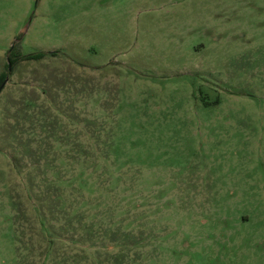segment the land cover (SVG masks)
I'll return each mask as SVG.
<instances>
[{"label": "rangeland", "instance_id": "obj_1", "mask_svg": "<svg viewBox=\"0 0 264 264\" xmlns=\"http://www.w3.org/2000/svg\"><path fill=\"white\" fill-rule=\"evenodd\" d=\"M3 73L0 264H264V0H0Z\"/></svg>", "mask_w": 264, "mask_h": 264}, {"label": "trees", "instance_id": "obj_2", "mask_svg": "<svg viewBox=\"0 0 264 264\" xmlns=\"http://www.w3.org/2000/svg\"><path fill=\"white\" fill-rule=\"evenodd\" d=\"M44 57V53L43 52H38V53H31V54H28L25 56V58L27 59H41ZM10 61L12 63L15 62V59L13 58H10ZM6 73H3L1 76H0V85L4 82V80L6 79Z\"/></svg>", "mask_w": 264, "mask_h": 264}, {"label": "water", "instance_id": "obj_3", "mask_svg": "<svg viewBox=\"0 0 264 264\" xmlns=\"http://www.w3.org/2000/svg\"><path fill=\"white\" fill-rule=\"evenodd\" d=\"M11 66H12V63L9 60V69L10 70H11ZM7 81H8V77H6V79L4 80V82L0 85V92H1L2 88L4 87V85L6 84Z\"/></svg>", "mask_w": 264, "mask_h": 264}]
</instances>
